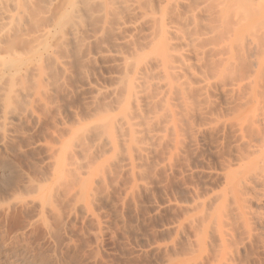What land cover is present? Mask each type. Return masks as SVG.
I'll list each match as a JSON object with an SVG mask.
<instances>
[{
  "label": "rangeland",
  "instance_id": "1",
  "mask_svg": "<svg viewBox=\"0 0 264 264\" xmlns=\"http://www.w3.org/2000/svg\"><path fill=\"white\" fill-rule=\"evenodd\" d=\"M134 1L31 0L1 36L0 264H264V42L215 0Z\"/></svg>",
  "mask_w": 264,
  "mask_h": 264
},
{
  "label": "bare ground",
  "instance_id": "2",
  "mask_svg": "<svg viewBox=\"0 0 264 264\" xmlns=\"http://www.w3.org/2000/svg\"><path fill=\"white\" fill-rule=\"evenodd\" d=\"M30 1L31 0H0V17L7 21V26L9 29V31L7 29L6 31L1 32L0 38L2 35L8 34L13 25L16 27H21V26H23L24 22L28 20L26 12L23 9V5L30 3ZM215 2H216V6L219 7L218 12H220V14L223 16V18H227V17H225V15H228V18H230L229 14L232 12L234 15L233 17L236 19V21L239 25L237 32L235 31L236 37L234 35L235 40L233 39V42L236 41V39L241 41L242 43H244V41H245V42H248L247 44L251 45L250 47H252V45L254 46L255 44L257 45V43L260 40L262 42H264L262 40V39H264V0H215ZM122 4H123V6L128 8V10L135 11L137 9V6H136L137 4L134 0H122ZM213 4H214V2H213ZM73 7H74V4L72 3L71 9H73ZM75 17H74V20L76 19V21H77L78 17H76V18ZM74 20H73V18H71V20L67 21L64 24V26L61 27L62 28L61 30L64 29L62 31V33L66 32L65 33L67 35L66 40L69 39L70 41H76V39H78L77 38V36H78L77 22ZM237 23H236V25H237ZM5 28H4V30H5ZM236 29H237V27H236ZM178 33H180V31ZM178 33L175 31V35ZM40 35L43 37H46L49 35V31L43 30V32ZM262 42L257 45V48L259 45H262ZM244 45H246V44H244ZM240 46H241V44H240ZM263 46H264V44L260 47L262 48ZM241 47H244V46H241ZM253 48H256V46L252 47V49L250 48V50L252 51ZM243 49L249 51V53H250L249 49H247L245 47L242 48V50ZM258 51L253 50L254 53L258 52ZM253 52H251V53H253ZM260 53H262V56L264 55L262 51ZM258 56L257 57L253 56V57H255L256 59H259L261 56L259 58H258ZM261 59L262 58L259 59L261 61V62L260 61L259 62L261 64L263 62V65H264V59L263 60H261ZM20 61H21V59L17 58L15 55H12L11 57L8 56V59L4 63L8 69L6 67H5V69L1 68L0 69V77L4 78L5 77L4 75H6L5 78L8 82L13 81V76L10 75V73H9L10 68L8 66L16 65ZM256 61H258V60H256ZM261 64L259 65V67H261ZM137 77H135V78L133 77V79H127V82H126V94H125V96H127V99L131 101V102L129 101V103H130L129 107L134 104L133 105L134 108L136 107V100L138 99L137 89H138V80L139 79ZM129 107L127 109L128 110L130 109L131 111H129V112L127 111V112L131 113L130 115L135 116L137 114V112H135V114L134 113L132 114V112H134V110H133L134 108L132 109ZM135 111H137V110H135ZM128 113L126 114V112H125L123 114V116H121L118 125H119V127H120V125L124 126L127 130V132H126L127 135L129 134L130 136H133L134 134H136V131H140V130H139V128H138V130H136V128L138 126L136 128H135V126L137 125L138 122H136V123L133 122L131 120L132 116L130 117V121H132L136 125L129 121ZM107 123H108V119L105 120L106 125H103V128L105 130L107 129V132L109 133L110 129H108L109 125H107ZM110 128H111V123H110ZM124 132H125V130H124ZM132 141L133 140H129L130 143ZM124 144H125V142H124Z\"/></svg>",
  "mask_w": 264,
  "mask_h": 264
}]
</instances>
